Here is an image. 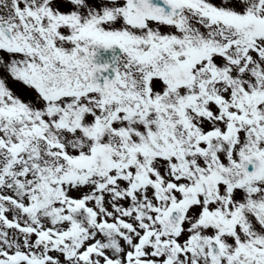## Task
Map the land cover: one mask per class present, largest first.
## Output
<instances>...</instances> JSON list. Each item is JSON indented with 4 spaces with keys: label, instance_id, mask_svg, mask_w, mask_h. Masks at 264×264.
<instances>
[{
    "label": "rangeland",
    "instance_id": "obj_1",
    "mask_svg": "<svg viewBox=\"0 0 264 264\" xmlns=\"http://www.w3.org/2000/svg\"><path fill=\"white\" fill-rule=\"evenodd\" d=\"M20 1L18 5V0H14L20 13L30 7L36 13L40 7L32 0ZM22 1L29 5L23 3V6ZM54 1H45L51 13L53 6L57 7ZM88 1L93 6L100 4V0ZM254 1L252 5L264 18V0ZM205 2L208 4V0ZM240 3V0H218L213 9L239 21ZM58 5L63 17L76 16L72 25L88 21L87 4L58 0ZM102 28L119 32L121 38L129 32L113 26ZM187 33L184 31L182 36L184 46L179 48L180 56H185L195 42L207 46L208 52L209 48L216 51L209 53L212 60L204 53L206 57L200 58L194 67L191 83L174 90L177 94L185 90L183 98L172 94L169 98L174 103L165 96L155 98L153 103L148 97L142 108L117 109L106 119V109L101 104L104 97L97 92H87L84 86L58 95L51 92L56 78H64L67 70L80 66L89 37L82 36L78 45L73 40L75 36L71 35V40L63 36L72 43L73 53L72 45L63 44L61 39L55 44L52 42L49 51L52 56L55 52L61 54L59 63L50 62L48 57L19 55V52H15L18 58L15 60L0 51V150L10 158L0 174V219L6 221L0 220V255L19 251L20 247L26 253L23 259L11 264H165L166 261L169 264H241L235 258V251L249 249V244L228 240L232 232L220 234L218 237L226 249L213 255L210 240L218 235L217 230L204 225L201 215L206 211L217 216L223 214L229 222L235 213L239 216L234 206L247 204L257 181L263 179L261 173L255 179L244 177L240 170L241 153L244 159L253 153V147L256 152L264 147L260 138L264 136V126L257 128L256 136H250L254 146L249 142L242 144L247 125L264 119L261 112L264 97L260 98L262 94L252 97L253 92H264L263 82L258 79V84L254 83L259 71L264 81L263 51L249 46L245 50L241 42L232 49L234 53L217 51L230 37L216 22L191 30L192 40L187 38ZM176 34L182 35L178 29L173 36ZM244 38L248 45L255 42L264 49V37L260 34L248 37L245 32ZM50 45L43 41L42 50ZM169 48L163 64L170 66L176 57L172 58L174 47L170 44ZM240 55H247L244 62H239ZM210 64L214 74L226 79L207 77L210 74L206 68ZM28 73L32 77L30 82L22 77ZM164 83L169 88V80ZM61 85H56L57 90ZM151 86H141L144 95H151L146 89L157 95L156 88ZM252 89L255 91L251 92ZM166 92L162 90L163 94ZM242 92L245 98H254L256 104L246 102ZM163 104L169 107L171 116L159 110ZM2 113L8 114L7 120L19 124L15 128L6 126ZM37 119L40 120L35 128L31 121ZM9 129H14V141L18 143L24 134V144L8 146ZM208 129L216 135L213 140L207 135ZM112 142L115 149L111 158L117 164L101 167L99 161L93 160V150ZM159 152L164 156L158 157ZM56 164H61L62 169H57ZM217 166L222 169L225 183L210 187L206 177ZM137 172L143 178L135 184ZM244 181L246 185L241 190L231 193L229 185ZM231 197L233 201L228 200ZM256 197L264 201V185H260ZM221 199H227L223 207L219 206ZM172 203H180L184 209V216L174 229L165 228L163 223L165 207ZM254 205L257 210L264 207V202ZM245 214L242 233H252V214L250 211ZM10 216L18 220L15 226L8 223ZM41 230H46L42 233L44 240L37 244L35 240Z\"/></svg>",
    "mask_w": 264,
    "mask_h": 264
},
{
    "label": "flooded vegetation",
    "instance_id": "obj_2",
    "mask_svg": "<svg viewBox=\"0 0 264 264\" xmlns=\"http://www.w3.org/2000/svg\"><path fill=\"white\" fill-rule=\"evenodd\" d=\"M31 2V0H26ZM22 1V5L27 4ZM218 0H185L186 7L181 9L177 14V21H168L163 18L145 17L140 23L133 22V15L136 9L132 7L127 0H102V6L95 7L88 1V29L92 33L91 39L104 40L109 37H116L124 44V52L118 56L119 68V96L120 103H129L133 101L134 105L146 104V96L142 93L141 82L142 76H151V74L159 73L161 76L169 78V75L164 70L163 61L167 58L169 47L160 45L157 40H165L170 42L174 39L173 33L178 29L182 34L187 31V38L190 40L191 30L195 31L201 25L207 23L212 24L214 20L206 17L205 12L213 10L214 4ZM0 30L11 29L13 41L16 46H11L15 49L25 51H33L43 58L47 55L42 47L43 37L42 31L38 23H40L43 13L37 8V12L33 13V8L30 7L24 13L17 11V6L21 3L18 0V5L14 4V0H0ZM164 8L169 7L168 0H160ZM243 2L247 3L246 0ZM24 6V5H23ZM90 6L92 10H90ZM103 26H113V28L128 29L129 32L121 38L119 32L102 28ZM176 28V29H175ZM174 29V30H173ZM229 29V26L226 27ZM173 30V32H172ZM99 33L98 36L94 35ZM233 44L237 43L235 35ZM0 36V42H1ZM4 47H10L3 43ZM93 46L89 50L92 51ZM43 53V54H42ZM92 67L90 64L89 68ZM159 69V71H157ZM166 73V74H165ZM75 78L78 75L73 73ZM80 81H77L79 84ZM108 98V97H107ZM109 99V98H108ZM264 140V138H263ZM264 142V141H263ZM256 152L253 151L252 154ZM262 158L261 165L264 163ZM241 170V169H240ZM263 171V172H262ZM244 177H255L260 173L263 174V179L257 181L256 188L264 185V169L259 167L256 172L246 173L241 170ZM255 179V178H254ZM257 202L263 203V200ZM252 220L254 222L253 232H243L241 236L249 244V249L242 250L240 254H236L241 261V264H264V207L256 208L251 204ZM245 231V230H244ZM261 253L263 256L259 255Z\"/></svg>",
    "mask_w": 264,
    "mask_h": 264
},
{
    "label": "water",
    "instance_id": "obj_3",
    "mask_svg": "<svg viewBox=\"0 0 264 264\" xmlns=\"http://www.w3.org/2000/svg\"><path fill=\"white\" fill-rule=\"evenodd\" d=\"M108 46V44H106V45H99V53H97L96 55L98 56V57H103V59H104V61H107V62H109L110 61V58H109V56H104L103 54H102V51H105L107 48L106 47ZM110 48V47H109ZM98 57H97V59H98ZM183 68H185V66H183V67H181L179 70L180 71H178V72H183L184 71V69ZM181 74V73H180ZM184 74V73H183ZM180 77L179 76H176L174 79H175V81H179L180 79H179ZM181 78H182V76H181ZM114 81H115V79H114Z\"/></svg>",
    "mask_w": 264,
    "mask_h": 264
},
{
    "label": "bare ground",
    "instance_id": "obj_4",
    "mask_svg": "<svg viewBox=\"0 0 264 264\" xmlns=\"http://www.w3.org/2000/svg\"><path fill=\"white\" fill-rule=\"evenodd\" d=\"M208 135L213 139L214 137L212 136V131H209ZM210 139V138H209Z\"/></svg>",
    "mask_w": 264,
    "mask_h": 264
}]
</instances>
